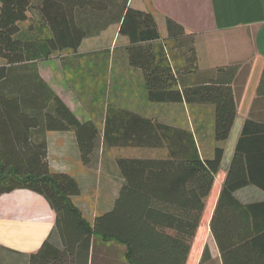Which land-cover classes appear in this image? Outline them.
Returning a JSON list of instances; mask_svg holds the SVG:
<instances>
[{
    "label": "crops",
    "instance_id": "obj_1",
    "mask_svg": "<svg viewBox=\"0 0 264 264\" xmlns=\"http://www.w3.org/2000/svg\"><path fill=\"white\" fill-rule=\"evenodd\" d=\"M102 1L107 7L75 9L77 23L87 32L76 50L65 48L47 58L13 64L0 58V66L6 67L0 92L18 99L17 106L10 104L15 103L12 100L2 104L0 112L22 118L25 127L36 129L33 137L39 139L40 125L32 126L23 118L28 115L41 124L52 106L53 91L81 122L96 125L99 138L89 164L82 160L75 131L46 133L51 170L77 179L81 192L72 200L91 224L97 215L115 207L130 178L142 176L135 168L136 159L170 167L162 171L164 198L160 202L165 216L180 218L172 211L186 201V191H199L182 173L186 159L195 152L201 159H211L222 146L223 158L205 197L186 264H264V189L246 185L234 192L240 204L231 200L219 204L248 119L255 124L244 145L255 154L264 146V94L257 92L264 74V0H128L131 7L155 16L162 42L168 38V18L192 35L199 70L181 73L179 89L216 78L218 67L239 64L231 83L237 114L224 142L215 138L214 104L149 99L142 69L129 62V37L120 33L123 0ZM41 7L42 0H31L28 18L18 22L17 37L25 43L37 45L45 36H52ZM176 63L180 65L179 57ZM55 220L54 209L40 193L16 189L2 194L0 264H31L32 255L41 250L45 240L64 253L66 245ZM166 231L177 234L174 227L168 226ZM125 248L116 239L95 233L89 250L76 247L62 254L58 263L51 251H45L34 264H130ZM206 248L208 254L203 259Z\"/></svg>",
    "mask_w": 264,
    "mask_h": 264
},
{
    "label": "trees",
    "instance_id": "obj_2",
    "mask_svg": "<svg viewBox=\"0 0 264 264\" xmlns=\"http://www.w3.org/2000/svg\"><path fill=\"white\" fill-rule=\"evenodd\" d=\"M0 2V57L10 64L32 58H47L65 48L76 50L87 32L77 23L75 9L108 5L102 0H42L41 10L52 29V36H45L37 45H32L17 37L20 30L18 22L28 18L31 0ZM120 23V33L129 37V62L142 69L149 99L154 102L214 104L215 138L219 142L227 140L237 114L231 83L239 64L218 67L216 78L181 90L178 88L179 75L199 70L192 35L186 34L180 24L168 18V38L162 42L155 16L131 7L128 0H123ZM178 57L180 65L176 63ZM5 71L6 67L0 66V80ZM257 92L264 94V74ZM51 97L52 106L46 110L41 124L37 118L28 115L23 118L32 126L40 125L39 139L33 137L36 129L29 128L30 125L25 127L22 118L15 119L11 112H0V196L16 189H29L42 194L55 211L56 229L66 245L62 253L45 240L41 250L32 255L31 264L45 251H51L54 261L58 263L62 262V254L72 252L76 247L89 250L95 233L124 244V255L130 264H186L204 212L205 197L215 181L224 148L217 147L211 159H201L198 152L186 159L182 173L188 184L193 186L195 183L199 191H186V201L172 211L180 218L165 216L160 202L164 198L161 194V184H164L162 171L170 167L161 162L136 159L135 168L142 171V176L136 180L130 178L122 187L115 207L97 215L91 224L72 200L81 192L77 179L70 173L51 170L46 133L75 131L82 160L89 164L97 147L98 129L91 121L81 122L53 91ZM9 100L15 102L11 105L17 106V98H6L0 92V107L8 104ZM253 124L255 122L251 119L245 123L219 204L226 200L239 203L234 192L246 185L255 184L264 189V146L258 147L255 154L248 144L244 145L246 134ZM158 126L163 124L158 123ZM168 226L177 229V234L168 233ZM207 254L208 248L204 250L203 259Z\"/></svg>",
    "mask_w": 264,
    "mask_h": 264
},
{
    "label": "rangeland",
    "instance_id": "obj_3",
    "mask_svg": "<svg viewBox=\"0 0 264 264\" xmlns=\"http://www.w3.org/2000/svg\"><path fill=\"white\" fill-rule=\"evenodd\" d=\"M1 58V57H0Z\"/></svg>",
    "mask_w": 264,
    "mask_h": 264
}]
</instances>
